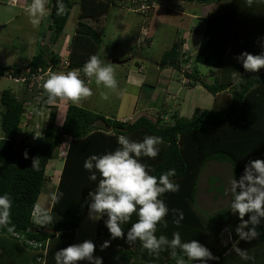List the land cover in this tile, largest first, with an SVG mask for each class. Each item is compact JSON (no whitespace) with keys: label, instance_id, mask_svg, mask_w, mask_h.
Here are the masks:
<instances>
[{"label":"trees","instance_id":"obj_1","mask_svg":"<svg viewBox=\"0 0 264 264\" xmlns=\"http://www.w3.org/2000/svg\"><path fill=\"white\" fill-rule=\"evenodd\" d=\"M114 1L64 0L67 11L57 15L56 0H51L48 26L53 35L51 45L63 35L73 6L79 7L76 29L67 50L68 66L65 68L60 55L51 50L48 44L44 47L47 48L45 51L39 50L26 64L0 65V77L28 76L39 68L43 72L47 69L67 72L82 68L91 55L99 56L103 28H98L95 23L109 12ZM160 1H139L149 6L144 12L141 11L145 18L151 15ZM176 1L201 5L215 2ZM25 5L27 7L24 2L23 7ZM224 18H230L226 44L220 46L216 37L208 32L211 38L203 39L197 52L199 55L195 58V64L209 67L210 72L216 75L214 84L202 82L196 72H191L185 78L189 80L192 76L195 84L202 85L212 95L227 90L230 101L225 107L209 110L195 108L190 118L175 112L165 119L159 109L153 119L143 114L131 121L117 120L69 101L63 121L58 125L56 106L45 103L47 97L42 88L43 81L40 86H22L10 78L23 89L26 97L18 98L10 90H3L0 97V127L3 133L0 139V194L8 193L12 198L11 220L15 225V234L0 229V264H55V252L73 245L74 232L81 221L82 206H85V210L88 208L89 193L95 189L100 178L97 174V181L90 180L89 171L83 167L84 162L93 154L102 155L115 150L119 135H126L136 141H142L148 135L161 137L163 143L159 145L157 157L141 156L138 159L151 169L152 175L158 176L168 169H176L177 175L173 179L180 185V190L166 192L161 197L169 213L165 217L167 227L157 225V236L163 234L171 239L172 233L178 231L182 240H197L213 255L218 251L214 255L216 259L211 260L217 264H264V223L257 228L260 233L257 239L244 241L236 235L235 229L240 219L232 214L230 204L208 216L196 209L199 175L207 163H227L232 178L239 181L246 165L257 159L264 160V68L248 72L237 60L244 52L252 55L264 52V4L258 0H229L209 15L207 29L216 36L218 22ZM145 36L139 45L150 44L151 37ZM181 50L182 41L178 39L163 52L158 66L179 70L181 64L186 62ZM233 71L243 78L239 85L232 81ZM81 78L88 83V77L83 73ZM187 85H191L189 81ZM167 113L165 111V115ZM24 119L36 120L35 131L41 134L37 136L32 131H22V126L26 125ZM169 120L171 124L167 123ZM65 142L68 145L54 192L63 195L59 201L52 200L48 211L44 209L53 217L52 223L44 225L38 223L40 217L36 220L32 215L33 210L43 186L48 182L46 166L59 155L60 147ZM36 158H39L38 168H32ZM208 179L209 186L213 188L216 181L212 182L210 177ZM219 188L221 190L222 187ZM173 209L183 211L184 218L179 226L173 223L176 218ZM104 219L96 222L95 236L102 245L109 241L107 249L120 250V253L132 259L133 264H174L167 250L156 256L143 249L139 241L131 245L126 242L127 229L137 220L135 214L128 223L122 225L125 237L116 239L111 238ZM245 219H248L247 215ZM223 229L232 234V241L228 245H224L219 238ZM234 243L242 251H248L254 261L242 260L232 249ZM214 244L218 245L217 248H213Z\"/></svg>","mask_w":264,"mask_h":264},{"label":"clouds","instance_id":"obj_2","mask_svg":"<svg viewBox=\"0 0 264 264\" xmlns=\"http://www.w3.org/2000/svg\"><path fill=\"white\" fill-rule=\"evenodd\" d=\"M264 4V0H258ZM47 0H30L25 12L31 22L39 24L47 14ZM57 15L66 11L64 0H56ZM243 68L248 72H257L264 68V52L252 55L244 52L237 57ZM83 73L88 78H94L97 86L105 89H116L118 82L113 64L98 55H91L80 69L67 72L49 70L42 88L47 97L45 103L52 105L57 100L78 102L82 97L91 96L92 90L87 86ZM231 78L234 84L242 83L241 75L233 71ZM107 98V97H105ZM163 140L159 136L148 135L142 141L130 139L126 135L117 137L118 147L102 155L89 156L83 167L89 171V179L99 180L93 191L89 193V219L99 221L104 219L112 239L125 237L122 225L128 223L133 214L137 220L127 229L126 242L131 245L139 241L140 246L150 254L159 255L161 251H169L174 264H208L216 259L212 252L197 240H182L180 232H173L172 238L166 235H156L157 225L167 227L165 217L169 213L168 206L161 198L166 192H178L180 185L173 179L177 173L175 168L168 169L158 176L150 174L151 169L138 159L139 157L155 158L158 156L159 145ZM26 155V154H25ZM39 158L34 159L33 167L38 168ZM231 202L229 209L240 219L235 232L240 240L252 241L260 233L257 228L264 223V160H254L245 166L244 173L239 181L233 178L230 182ZM62 193L52 194V199L59 201ZM12 198L8 193L0 194V229L15 234V225L11 220ZM40 213L38 223L47 225L53 222V217L44 208L36 206ZM176 218L173 223L180 225L184 218L182 210H172ZM44 212V213H43ZM248 219H245V216ZM247 229V230H246ZM238 243V241H237ZM109 241H105L102 248H107ZM233 251L244 261H254L248 251H242L232 246ZM95 245L90 240L73 244L56 251L55 264H78L88 261L89 264H103L100 257H94Z\"/></svg>","mask_w":264,"mask_h":264},{"label":"rangeland","instance_id":"obj_3","mask_svg":"<svg viewBox=\"0 0 264 264\" xmlns=\"http://www.w3.org/2000/svg\"><path fill=\"white\" fill-rule=\"evenodd\" d=\"M72 1L77 2L78 0ZM139 1L142 2V0H115L113 5L110 6L107 15L100 17L101 19L99 18L97 23H95L98 24V28H103L102 43L98 51L101 59L105 58L111 63L117 60H119V62L127 61L119 65L112 63L118 82V87L116 89H105L103 86H97L94 78H88V83L86 84L92 90L93 94L89 97H82L78 102H75L78 106H82L108 118H129L133 120L143 115L138 113V109L132 111V108H134L133 104L137 101L135 96L138 91L126 86L125 77L127 68L134 67L133 63L140 60L143 65L146 64L148 68L151 67V62L148 61L157 62L160 60L163 52L170 48L172 42L176 39H180L186 29L178 27V23L176 25L174 21L166 18L167 11L173 12L186 7L184 11L185 14L193 10H196L197 13L200 14L202 10L199 4L196 3L161 0L160 4L155 8L154 19L150 24L148 35L151 37V42L149 45L143 46L139 45V43L146 34L145 31L141 32V28L144 26V21L146 19L144 14L137 10L141 4ZM24 2L27 5L30 3L29 0H24ZM50 6L51 0H47V14L40 20L39 24L34 25L31 22V18L26 14L25 9L22 8V1L18 0L15 3L13 1L9 4V0H0V65L26 64L31 60L33 55L39 52V50L45 51V49H47L44 47L51 43L53 37L51 31L47 34L50 24ZM205 9L212 11L213 5L205 6L202 12L205 11ZM78 14L79 7L78 5H74L64 28V32L68 34V36H72L75 32ZM177 19L180 20V17H177ZM86 21L88 23L91 22V20ZM186 22L185 20L183 23L184 26H191L199 24L200 20H188V24L190 22L189 25ZM91 24L94 23L91 22ZM45 35H48V37H45ZM56 49L58 51L59 48ZM143 59H147L148 61ZM195 66L202 80H205L208 85L214 84L213 77L208 75L209 70H211L209 67L199 64ZM191 68V66L188 67L186 64H182V72L174 70L173 75L185 81L186 79L182 73L184 71H189V73H191ZM154 78L155 75L152 79L154 80ZM165 80L169 81V78ZM174 82L179 85L178 81ZM163 89L164 87L160 88V91ZM3 90H10L18 98L26 97L23 89L20 86L17 88L16 84L7 76L0 77V97ZM148 90L151 89H148V87L143 88L145 95ZM156 92L159 91L157 90ZM196 92L197 95L193 99L194 105H178L177 109H175L179 110L182 117L190 118L195 108L209 110L213 107L226 106L224 105L225 101H222L221 105H214L213 95L202 88H200L199 91L196 90ZM221 97L225 98V94H221L220 98ZM223 98L221 99L223 100ZM219 99L217 101H219ZM65 102L67 103L69 101ZM171 107H173V105H171ZM64 108L63 105L58 108V123H60L64 117ZM1 112L2 107L0 104V114ZM167 114H169V112ZM167 123L171 124V120ZM31 125H33V123H31ZM1 138H3V133L0 127V139ZM59 156L63 157L62 154L60 155V151L59 155L50 160L46 166L45 175L48 177V182L42 188L41 194L37 200L38 205L46 200V197L53 192L54 188L56 189V184L63 165L62 159ZM215 175L218 176L219 180L216 181L217 177ZM49 177L52 178L51 182H49ZM209 177L212 182L216 181L213 187L214 189L212 190H208L209 185L207 179ZM232 179L231 169L227 163L220 164L214 161L207 163L199 175L198 184L200 187L196 206L197 211L204 216H208L218 209L228 206L231 201L229 189ZM219 185L222 187L221 193H217L216 190ZM48 209L49 208H46V211H48ZM81 211V221L76 230L73 244H79L85 240H90L95 245L94 257H103L105 259L103 264H115V260L117 259L116 251L105 249L106 252L104 251L102 254L104 248H102V244L98 241L96 242L95 227L97 221L89 219V209H87V213H85V206H82ZM78 264H89V262L80 261Z\"/></svg>","mask_w":264,"mask_h":264},{"label":"crops","instance_id":"obj_4","mask_svg":"<svg viewBox=\"0 0 264 264\" xmlns=\"http://www.w3.org/2000/svg\"><path fill=\"white\" fill-rule=\"evenodd\" d=\"M171 1H176V0H171ZM228 1L229 0H215L214 3L210 4V5H213L212 11H208V9H205V11H203V12H202L203 8H205V6H210V5L199 4V6L202 9L200 14L197 13L196 10H193L192 12H186L188 14H185L184 11H185L186 7H184L183 9L177 10V11H173V12L167 11V13H166V18L170 19L171 21H174L176 25L178 23V27H180V28L182 27V28L186 29L183 32L182 36L180 37V40L182 41L181 53L184 56L183 59L186 60V62L183 64H186L188 67L191 66L192 72H194V73L196 72L197 78H200V80H202V78L200 75H198V69L195 66V65H197V64H195L196 63L195 58H196V55H199V53L197 54V52L200 48L201 42L203 41V39L209 40L211 38V35L208 32H211V34L214 37H216V41H218L220 43L219 44L220 46H222L221 44L225 45L226 44L225 38L227 35L226 33L228 32L229 26H230V18L221 19L218 22L219 25L217 26L216 36H215L213 31L207 29V24L209 23L208 17L214 10H217L219 5L225 4ZM22 2L24 3V0H22ZM179 2H181V1H179ZM22 8L26 9V5ZM155 8H157V6H155ZM155 8L152 10L151 15L148 18H145L146 20L144 21V26L141 28V32L145 31L146 32L145 35H147L145 37H148V38L150 37L148 35V33H149V29H150V24L152 23V21L154 19ZM177 17H180V20H178ZM232 18H233V15H232ZM195 19L200 20L199 24L190 26L189 25L190 22L188 24V20H195ZM185 20L187 21L186 23L189 26H184L183 23L185 22ZM90 24H91V22H90ZM49 31L50 30L48 29L47 34L49 33ZM45 37H48V35H45ZM71 37L72 36H70V35L68 36V34H66L63 31V35L61 36L60 39H58V41L54 45H51V43H49L51 50H53L55 53H58L60 55L62 61L67 60L66 59V56L68 54L67 50H68V46H69V42H70ZM176 40H178V39H176ZM176 40H174V41H176ZM46 46H48V44ZM56 48H59L58 51ZM143 60L148 61L147 59H143ZM126 61L119 62V60H117V61H113L112 63L119 65L122 63H126ZM148 62H151V65H152L149 68L146 66V64L143 65L141 63V60H140V61H135L133 63L134 67H129V68H127V71H126V77H125L126 86L131 87V88L138 91L137 95L135 96L137 98V101L134 102V104H133L134 108H132V111H135L136 109H138L139 114H146L147 116H149L152 119L155 118L156 114L159 113L160 110H161V113H164L165 119H167V117H169L170 114L172 115L175 112H177L179 114V116H181V113L179 112V110H175V109H177V106L178 105H194L193 99L197 95L196 90L199 91L200 88H202V89H204V88L200 84H197V83L195 84L194 79H192L193 78L192 76L189 80L185 78V77H187V75L190 74L189 71H184L182 73V75L186 79L185 81H182L181 79H179L173 75V71H174L173 69H171V68H164V69L160 68L158 66L159 60L157 62L156 61H148ZM11 65H13V64H11ZM202 66H204V65H202ZM175 71L182 72V64H181L180 69L175 70ZM208 73H209L208 75L213 77V79L215 80L216 75H214L212 72H210V70ZM154 75H155V78L153 80L152 78L154 77ZM167 78H169V81L165 80ZM174 81H178L179 85L175 84ZM188 81L191 84L190 86L187 85ZM202 82L206 83L205 80H202ZM16 86H17V88L19 87V85H16ZM144 87H148V89H151L152 91L148 90L147 94L145 95L144 91H143ZM162 87H164V89L162 91H160V88H162ZM157 90L159 92H156ZM17 91H18V89H17ZM205 91H207V90H205ZM221 94H225V98L221 97V98H223V100L220 98ZM213 97H214V103H215L214 105H221L222 101H225L224 105H227L230 101V95H229V92L227 90L219 92L216 95H213ZM218 99H219V101H217ZM57 101H59V99ZM52 105L56 106L57 114H58L59 106L63 105L65 107L64 108V114H65L66 106H67V103L65 101L60 100L59 102L52 104ZM168 105H170V106L173 105V107L170 108V106H168ZM165 111L166 112H172V113L165 115ZM40 112H42V111L40 110ZM37 117H38V115L36 116V119H37ZM63 118H62L61 122L58 123L57 117H56V124L60 125L63 121ZM116 119L117 120H128L129 118L128 119L116 118ZM24 122H26L25 123L26 125L22 126L23 127L22 131H24V130H26L28 132L32 131L34 133V135H37V136L41 134V132L38 133L37 131H35L34 123L36 122V120L35 121L28 120L27 121L24 119ZM31 123H33V125H31ZM67 145H68V143L65 142L60 147V155L62 154L63 157H61V156H59V157H61L62 163H63V158H64L65 153H66ZM215 176L217 177L216 181L219 180L218 176L217 175H215ZM59 177H60V175H59ZM49 180H50L49 182H51L52 178L49 177ZM58 181H59V179H58ZM207 183L209 185V179H207ZM220 186L221 185H219L216 188L217 193L222 192V188H221V190L219 188ZM199 187L200 186L198 184L197 200H198V196H199ZM210 189L212 190L214 188H211L209 186L208 190H210ZM54 192H55V188L53 189V192L46 197V200L42 204H39V205L37 204L38 207H42L44 209L49 208L51 203H52V200H53L52 194ZM87 209H86L85 213H87ZM223 230H225V229H223ZM75 233H76V231L74 232V239H75ZM230 235L232 237L231 233H230ZM222 237H225V236L221 235V232H220L219 238L221 239ZM73 242H74V240H73ZM96 242H97V240H96ZM217 246L218 245L214 244L213 248L214 247L217 248ZM105 249H107V248L103 249L102 254L104 253V251L106 252ZM112 250H114V249H112ZM114 251H116V253H117L116 258L119 261L118 262L116 259L115 264H133L132 259H129V258H127V255L120 253L119 252L120 250L116 249ZM214 251H216V249ZM216 253H214V255ZM148 258H150V257H148ZM127 259H128V261H125ZM102 260H103V262L105 261V259L103 257H102ZM210 263L211 264H217L216 262H212V261ZM208 264H209V261H208Z\"/></svg>","mask_w":264,"mask_h":264},{"label":"built area","instance_id":"obj_5","mask_svg":"<svg viewBox=\"0 0 264 264\" xmlns=\"http://www.w3.org/2000/svg\"><path fill=\"white\" fill-rule=\"evenodd\" d=\"M14 1V3L18 0H9V3H12ZM143 1V0H142ZM139 8V9H138ZM137 10H139V12L141 11H145L149 8L148 5H144V4H140V7H138ZM140 42H142V40H140ZM63 65L65 66V68L68 66V63H67V60L63 62ZM49 70L50 69H47L46 71H42L41 68H39L37 70L36 73H31V74H28V76H20V77H17V78H11L16 84H19V85H26L28 84L29 86H32L33 84H36L37 86H40V83L42 81H44V79L47 78V74L49 73ZM40 213L37 212V209L36 207L34 208L33 210V216L35 217L36 220H38V217ZM221 235L225 236V237H222L221 238V241L224 245H228L229 242L232 241V237L230 235V233L227 231V230H223L221 232Z\"/></svg>","mask_w":264,"mask_h":264}]
</instances>
